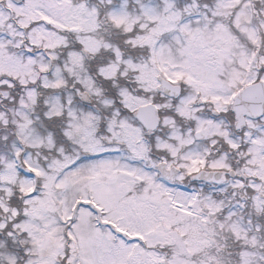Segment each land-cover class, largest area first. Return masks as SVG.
I'll list each match as a JSON object with an SVG mask.
<instances>
[{"label": "snow or ice", "instance_id": "snow-or-ice-1", "mask_svg": "<svg viewBox=\"0 0 264 264\" xmlns=\"http://www.w3.org/2000/svg\"><path fill=\"white\" fill-rule=\"evenodd\" d=\"M0 264H264V0H0Z\"/></svg>", "mask_w": 264, "mask_h": 264}]
</instances>
